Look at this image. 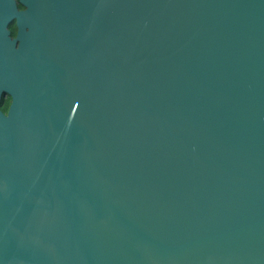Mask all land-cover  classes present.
Masks as SVG:
<instances>
[{
  "label": "water",
  "instance_id": "water-1",
  "mask_svg": "<svg viewBox=\"0 0 264 264\" xmlns=\"http://www.w3.org/2000/svg\"><path fill=\"white\" fill-rule=\"evenodd\" d=\"M0 264H264V0H0Z\"/></svg>",
  "mask_w": 264,
  "mask_h": 264
},
{
  "label": "trees",
  "instance_id": "trees-1",
  "mask_svg": "<svg viewBox=\"0 0 264 264\" xmlns=\"http://www.w3.org/2000/svg\"><path fill=\"white\" fill-rule=\"evenodd\" d=\"M19 5L21 8H24V6L22 4H19ZM10 27L12 29V35L15 36L17 33V27H16L15 23H13ZM9 106H10V104L8 103V101H5V100L1 101V107L5 112H8Z\"/></svg>",
  "mask_w": 264,
  "mask_h": 264
}]
</instances>
